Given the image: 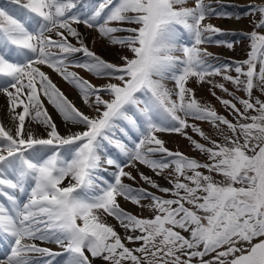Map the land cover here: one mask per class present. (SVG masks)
<instances>
[{"label":"snow or ice","instance_id":"snow-or-ice-1","mask_svg":"<svg viewBox=\"0 0 264 264\" xmlns=\"http://www.w3.org/2000/svg\"><path fill=\"white\" fill-rule=\"evenodd\" d=\"M221 3L0 6V264H264V4L249 13L247 58L229 62L204 47H234L219 38L233 33L207 22L233 17ZM88 33L117 51L115 62ZM165 134L199 158L170 149Z\"/></svg>","mask_w":264,"mask_h":264},{"label":"rangeland","instance_id":"rangeland-1","mask_svg":"<svg viewBox=\"0 0 264 264\" xmlns=\"http://www.w3.org/2000/svg\"><path fill=\"white\" fill-rule=\"evenodd\" d=\"M252 1L253 0H222L221 5H217V7L222 9L223 11L231 12L233 14L240 13L238 12L240 11V8L238 6H241L243 8L241 10H243L246 14H241V15L236 14V15H239L241 19H236V16L234 15L231 18L232 21H235V20L239 21L238 27H233L225 23V21L227 20L226 18H219L216 16L209 18V20L207 21V22L212 23L216 27H219L222 30L226 31V33L234 34V35L219 37L220 39H223L225 41L233 42L234 47L231 49L228 48L226 44L222 45V44L210 43V44L204 45V47H206L209 52L213 53L215 56H218L221 61L231 62L233 60L236 61V60H242V59L247 58V53L249 51L250 42L244 38L243 34L249 33L253 30V21L256 19V17L249 15L252 9V6H249V5L250 3H252ZM258 1H261V0H258ZM8 3L9 1L0 0V6L6 7L8 6ZM227 7H229L230 9ZM238 30H240L241 35H239L240 32ZM96 36H97L96 33H94V35H92V33H88L86 42L88 44L90 42L91 48L96 50L98 54L102 55L105 59L112 60L113 62H115V59L117 57V51L115 49L109 48L101 40L96 39ZM94 39L96 40L95 43H93ZM73 70L77 71L82 77L90 80L94 84H99L103 82L101 79H98L92 73H88L82 68H76ZM45 71L49 73L54 83H56L57 86L61 88V90L69 97V99H71L73 103L77 105V107H79L82 111H87L86 107L81 103L79 99V95H78V90L75 87H73L71 84L63 80L59 75L52 72L50 69L45 68ZM192 86L196 87L194 84ZM196 94L198 98L205 100V101H209L210 103L215 105L219 111L221 112L223 111L222 106L210 95L207 85L203 87H196ZM2 101H3L2 106H5V105L7 106V102L5 101V98L2 99ZM49 111L53 115V118L56 120L58 128L60 129L62 134L65 133V131H63L60 128V122H63V121L60 118L59 114L51 106H49ZM0 121H4L5 123H7L6 114L3 111V109L2 110L0 109ZM203 127L207 129L209 126L205 123ZM163 138L166 140L167 146L172 150H179L182 152L183 151L193 152L191 146L189 145L188 140L186 138L179 136L178 134H165ZM160 182L165 185L167 184V182L164 180H160ZM125 206L129 208V210H132L133 212L140 214L139 208L131 204H125ZM143 215L147 216L148 212L145 211ZM113 223L115 222L113 221ZM117 230L120 231L118 226H117ZM44 246L51 247L53 248V250L54 248H58L56 245H44Z\"/></svg>","mask_w":264,"mask_h":264},{"label":"bare ground","instance_id":"bare-ground-1","mask_svg":"<svg viewBox=\"0 0 264 264\" xmlns=\"http://www.w3.org/2000/svg\"><path fill=\"white\" fill-rule=\"evenodd\" d=\"M225 23H227V24H229V25H231V26H233V27H238L239 26V22H237V21H231V20H226L225 21ZM111 50V49H110ZM5 97H3V96H0V102H2V99H4ZM2 108H3V111L5 112V114H6V108H7V106L5 105V106H2ZM60 128L63 130V131H67V128H66V126L64 125V123L63 122H60ZM73 130H75V129H73ZM42 131V130H41Z\"/></svg>","mask_w":264,"mask_h":264}]
</instances>
